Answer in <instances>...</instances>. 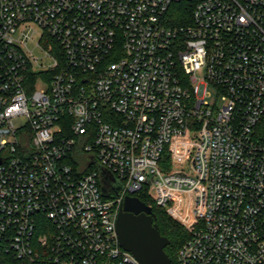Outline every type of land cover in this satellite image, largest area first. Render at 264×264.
Segmentation results:
<instances>
[{"label":"built area","instance_id":"2783aa9c","mask_svg":"<svg viewBox=\"0 0 264 264\" xmlns=\"http://www.w3.org/2000/svg\"><path fill=\"white\" fill-rule=\"evenodd\" d=\"M146 188L176 264H264V0H0V255L140 264Z\"/></svg>","mask_w":264,"mask_h":264},{"label":"water","instance_id":"95a60500","mask_svg":"<svg viewBox=\"0 0 264 264\" xmlns=\"http://www.w3.org/2000/svg\"><path fill=\"white\" fill-rule=\"evenodd\" d=\"M102 190L106 196L116 198L122 186L119 184L112 193L105 186ZM116 228L121 246L140 264H172L166 252L170 240L162 236L155 224L153 208L138 197L125 198L117 215Z\"/></svg>","mask_w":264,"mask_h":264},{"label":"trees","instance_id":"16d2710c","mask_svg":"<svg viewBox=\"0 0 264 264\" xmlns=\"http://www.w3.org/2000/svg\"><path fill=\"white\" fill-rule=\"evenodd\" d=\"M185 9L183 5H180ZM179 12V11H178ZM177 12V16L182 17L188 15V12ZM137 197L145 202L147 205L153 208V215L155 224L159 226V230L162 236L167 237L170 240L169 246L166 248V252L172 259V264H176L177 257L185 242L190 238V233L177 221H175L163 207H159L154 199L149 195L148 188L137 194ZM0 264H52L48 261L31 262L28 260H18L12 255L2 254L0 255Z\"/></svg>","mask_w":264,"mask_h":264},{"label":"rangeland","instance_id":"374dc122","mask_svg":"<svg viewBox=\"0 0 264 264\" xmlns=\"http://www.w3.org/2000/svg\"><path fill=\"white\" fill-rule=\"evenodd\" d=\"M36 55H37V57H39L40 58V60H39V63L40 64H44V65H47V64H50V63H52V60H46V59H44V58H42L43 57V53L41 52V51H39V50H36ZM204 71H200V72H198V77L199 78H203L204 77ZM164 208V207H163ZM165 209V208H164ZM166 212L175 220V221H177L168 211H167V209H166ZM178 222V221H177ZM178 223H180V222H178ZM181 224V223H180ZM182 225V224H181ZM183 226V225H182ZM184 227V226H183ZM185 228V227H184ZM186 229V228H185ZM187 230V229H186ZM188 231V230H187Z\"/></svg>","mask_w":264,"mask_h":264}]
</instances>
